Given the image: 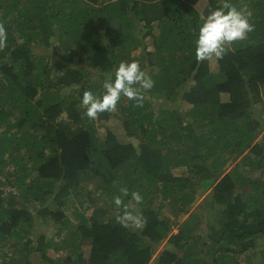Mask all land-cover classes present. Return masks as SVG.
<instances>
[{
  "label": "trees",
  "instance_id": "obj_1",
  "mask_svg": "<svg viewBox=\"0 0 264 264\" xmlns=\"http://www.w3.org/2000/svg\"><path fill=\"white\" fill-rule=\"evenodd\" d=\"M221 2L0 0V264H264V0H232L253 31L197 62ZM55 35L71 46L47 59ZM132 60L154 80L142 104L89 119L82 91ZM121 187L142 204L116 207Z\"/></svg>",
  "mask_w": 264,
  "mask_h": 264
},
{
  "label": "clouds",
  "instance_id": "obj_2",
  "mask_svg": "<svg viewBox=\"0 0 264 264\" xmlns=\"http://www.w3.org/2000/svg\"><path fill=\"white\" fill-rule=\"evenodd\" d=\"M249 17L250 14L237 7L232 0H222L218 7L206 14H201L195 39L197 62L211 57L221 60L234 42L245 40L254 28ZM6 39L5 29L0 26V47L4 46ZM63 54L61 50V55ZM153 87L154 80L141 67L140 62L121 61L115 66L113 73L104 79L102 93L97 95L91 89L86 88L80 94V104L85 108L84 114L94 120L100 113L115 111L121 97L134 101L135 106H140L144 98L143 93ZM261 93L264 97V87L261 88ZM119 191L120 195L113 199L116 207L123 205V198L129 195L136 205L142 204L143 196L140 192L129 193L127 187H121ZM117 219L122 226L131 225L137 229L143 228L146 223L138 211L128 210L127 205H125V211Z\"/></svg>",
  "mask_w": 264,
  "mask_h": 264
},
{
  "label": "rangeland",
  "instance_id": "obj_3",
  "mask_svg": "<svg viewBox=\"0 0 264 264\" xmlns=\"http://www.w3.org/2000/svg\"><path fill=\"white\" fill-rule=\"evenodd\" d=\"M51 46L50 47H46L43 48V50H39L41 55H46V58L49 59L48 57H51L52 59H54L58 54L61 55V50H62V54L64 53L65 50L69 49L70 45V41L65 39L63 40H58L57 35L52 37L51 40ZM64 50V51H63ZM109 76V75H108ZM96 77V76H93ZM116 121H114V119L112 118L111 120H108L107 124L109 125L110 128L116 130L117 132H123L121 129V122L119 123H115ZM132 142H134L135 144L138 143L137 139H132ZM174 153V152H173ZM170 216H172L171 214H169ZM38 228V227H37ZM41 232H49L51 231L52 227L50 226V224H46L44 227L41 225L40 228H38ZM141 232V231H139ZM259 243L261 244V247H264V239L259 240ZM164 247V244L162 245L161 249ZM86 249V254L89 255V247H85ZM161 249H156L154 253H156L154 255L153 258V262L155 263V258L156 255L158 253H160ZM160 250V251H159ZM260 257L258 250L256 249H252L250 250V252H248L247 254H245L242 257V263L243 264H247L248 262H252L253 260H257Z\"/></svg>",
  "mask_w": 264,
  "mask_h": 264
}]
</instances>
